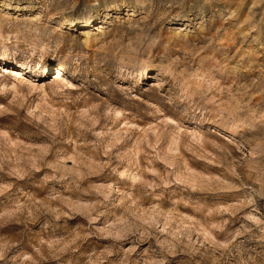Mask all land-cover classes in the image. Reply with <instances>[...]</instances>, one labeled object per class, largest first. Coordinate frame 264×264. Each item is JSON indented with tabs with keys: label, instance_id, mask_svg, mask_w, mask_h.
Returning a JSON list of instances; mask_svg holds the SVG:
<instances>
[{
	"label": "rangeland",
	"instance_id": "obj_1",
	"mask_svg": "<svg viewBox=\"0 0 264 264\" xmlns=\"http://www.w3.org/2000/svg\"><path fill=\"white\" fill-rule=\"evenodd\" d=\"M0 264H264V0H0Z\"/></svg>",
	"mask_w": 264,
	"mask_h": 264
},
{
	"label": "bare ground",
	"instance_id": "obj_2",
	"mask_svg": "<svg viewBox=\"0 0 264 264\" xmlns=\"http://www.w3.org/2000/svg\"><path fill=\"white\" fill-rule=\"evenodd\" d=\"M85 22H86V21H85ZM60 69H61V68L58 66V67H57L58 73H56L57 75H59V73H60ZM16 73H17V72H16ZM56 77L58 78L59 76H56Z\"/></svg>",
	"mask_w": 264,
	"mask_h": 264
}]
</instances>
